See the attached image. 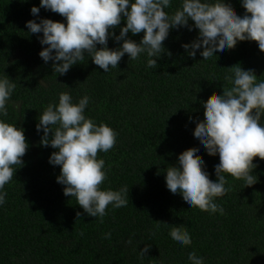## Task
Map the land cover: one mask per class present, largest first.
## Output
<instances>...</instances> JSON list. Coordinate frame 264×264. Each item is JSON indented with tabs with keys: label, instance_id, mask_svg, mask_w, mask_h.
<instances>
[{
	"label": "trees",
	"instance_id": "obj_1",
	"mask_svg": "<svg viewBox=\"0 0 264 264\" xmlns=\"http://www.w3.org/2000/svg\"><path fill=\"white\" fill-rule=\"evenodd\" d=\"M226 3L238 15L245 14L241 0ZM178 4L174 0V8ZM33 5L39 6L40 0H0V76L17 85L4 119L22 127L29 144L23 164L5 185L0 264H190L192 251L203 256L205 264H264V160L254 158L257 182L251 186L229 176L230 191L217 198L223 215L189 208L165 180L167 168L179 166L184 150L201 149L194 136L196 121H205L204 103L229 86L224 77L231 68L240 64L264 80V51L258 42L239 41L221 57L201 61L202 49L193 58L182 47L196 39L199 30L180 27L170 30L164 45L172 54L157 58L156 68H147L143 55L131 60L125 54L117 68L103 72L86 56L61 75L54 73L52 61L39 55L46 47L38 38L43 33H31L26 22L66 19L43 7L34 16ZM125 23L122 19L116 35ZM143 34L128 35L139 42ZM119 43L109 37L110 48ZM63 91L77 101L88 94L86 115L118 132L115 147L98 154L107 171L101 187L129 186V202L118 209L110 205L102 222L84 212L74 197L64 195L65 186L57 181L60 166L49 162L56 149L41 144L43 130L37 132L40 113ZM198 159L205 161L215 181L219 155L204 150ZM173 227L187 230L192 244L177 245L169 235ZM130 238L132 244L126 243ZM146 244L151 247L141 259L139 250Z\"/></svg>",
	"mask_w": 264,
	"mask_h": 264
},
{
	"label": "clouds",
	"instance_id": "obj_2",
	"mask_svg": "<svg viewBox=\"0 0 264 264\" xmlns=\"http://www.w3.org/2000/svg\"><path fill=\"white\" fill-rule=\"evenodd\" d=\"M241 3L246 9L243 16L228 6L226 0H179L175 8L174 0H40L39 6L31 8L34 16L43 7L59 13L66 23L41 18L39 22L28 20L26 26L33 34L43 33L38 38L46 47L39 55L45 62H53L56 74L66 75L86 56L103 72L117 68L125 54L131 60H139L143 55L147 68H156L157 58L164 53L172 54L164 45L170 30L180 27L199 30L197 38L182 47L193 58L202 49L201 61H211L217 54L221 57L245 40L257 41L264 51V0H241ZM122 19L126 23L116 35L115 28ZM130 32L144 34L137 42L129 37ZM110 36L122 43L110 48ZM224 79L229 86H223L222 94L204 103L205 121H196L194 136L201 149L184 150L178 157L179 166H169L165 176L167 188L173 194H181L189 208L221 215L225 209L217 198L230 191L229 176L251 186L257 182L253 170L258 163H254V158L264 160V80H258L254 70H245L240 64L232 67L231 74ZM16 87L14 80L0 76V206L6 203L5 185L23 164L29 147L24 129L4 119ZM90 101L88 94L77 101L71 92H60L58 101L49 102L40 113L36 128L37 132L43 130L41 144L56 149L49 162L60 166L57 181L65 186L64 195L74 197L84 212L102 222L110 205L112 209L128 205L129 186L117 190L101 187L107 180V171L105 160L98 158V154L115 147L118 132L86 115ZM204 150L209 155H219L215 181L209 178L205 161L198 159ZM105 235L111 237V233ZM169 235L179 246L192 244L191 234L181 227L171 228ZM126 243L132 244V239ZM150 247L146 244L139 250L141 259L147 256ZM188 261L205 264L204 257L196 251L188 254Z\"/></svg>",
	"mask_w": 264,
	"mask_h": 264
}]
</instances>
